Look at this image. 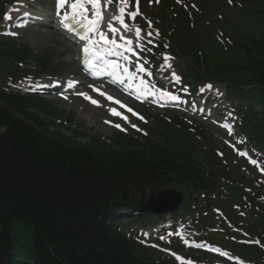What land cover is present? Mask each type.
<instances>
[{"label": "trees", "instance_id": "16d2710c", "mask_svg": "<svg viewBox=\"0 0 264 264\" xmlns=\"http://www.w3.org/2000/svg\"><path fill=\"white\" fill-rule=\"evenodd\" d=\"M244 2L242 14L260 15L261 35L239 37L229 46V57L225 61L213 57L209 68L234 79L241 86L235 90L251 105L261 106L260 113L249 111L246 128L252 139L264 143V0ZM6 46L0 44V63L7 56ZM27 105L41 108L43 102L0 92V126L6 128L0 134V238L14 219L26 218L22 222L30 241L24 247L45 261L158 264L149 250L121 230L105 227L101 218L106 212L114 207L139 211L146 188L178 186L189 192L210 177L215 188L237 181L236 173L229 176L225 169L215 170L208 160L201 166L204 154L198 153L200 159L186 155L189 142L180 137L188 132L184 126L164 142L155 130L142 140L119 138L111 149L96 138L80 146L68 144L46 127L39 133L27 127L20 117ZM138 220L143 221L144 215L139 214ZM4 245L0 240V247Z\"/></svg>", "mask_w": 264, "mask_h": 264}, {"label": "rangeland", "instance_id": "374dc122", "mask_svg": "<svg viewBox=\"0 0 264 264\" xmlns=\"http://www.w3.org/2000/svg\"><path fill=\"white\" fill-rule=\"evenodd\" d=\"M186 2L187 8L190 10L191 13L194 15L198 16L201 20L207 16V24H205L209 31H211L210 23L208 21L214 19L215 16L218 14L223 13V10H221L219 7H213L212 5L209 6H204L197 0H184ZM33 6H36L35 10L37 13L43 14L45 20H49L50 17L48 15V8L52 5V0H42L41 3L35 2L32 4ZM5 9L9 10V6H6ZM12 16H15L16 12L15 11H8ZM2 11L0 9V17H1ZM136 26L142 27L144 29V33L146 37H150L149 35V28L150 27H144L143 23L141 21H137ZM1 28V27H0ZM154 30L153 32H158L157 28L153 27ZM54 29L47 24L45 25H32L28 27L25 31H23L22 36L20 35L19 41H22L24 43H27L33 50L35 51H47L49 54L53 55L54 58L56 59V62H51V65H55L58 63L56 66L57 70L60 71L59 74L53 75V78L51 80H58V81H63L64 82H71L74 78H80L82 77L81 74V69L78 66V63L74 59V49L71 45L66 44L62 39H60L56 33H54ZM60 42V44H59ZM59 44V45H57ZM165 56L169 57L170 60L168 63H161V64H156V68H160L161 65H166L169 68H164L166 73L168 74V77H173V73L178 74V69L179 71L182 69L184 63L181 60H178L174 57H171L167 53H161L160 55L157 56L156 59H164ZM170 64V66H169ZM30 66L24 65L25 68H32V63L29 64ZM157 73V72H156ZM154 73V74H156ZM45 76H50L48 74H45ZM159 76V75H158ZM83 82V80H82ZM0 83L4 84L1 80ZM27 82L23 80L21 82V86L25 85ZM89 85L92 84H87L84 85V83H81L76 86V90L73 92H67L65 93V97H60V96H53V95H45L50 99H55L58 101V105L67 111L66 113H74L75 117L77 118L78 121L83 122L86 126L95 128L98 130L101 135L104 137H110L113 136L117 131L121 130L119 128L114 127L113 125L115 124H120L123 129L128 130L131 127V123L133 120V116L127 114V112L119 110L117 107H115L109 100L105 99L102 95L99 94V91H94L93 88L89 87ZM82 86V87H81ZM96 88L97 86L94 85ZM59 88V87H58ZM63 88V87H62ZM81 89V90H77ZM98 89V88H97ZM109 90L110 89H105ZM103 91V90H101ZM85 93L91 99L96 100L98 102V105H94L90 102V100H87L84 98V96L80 95L79 93ZM113 95L119 96L116 91L112 92ZM216 103V102H215ZM135 107L141 112L148 114L149 116H156V112H161L163 110H157L155 109L151 104L149 103H134ZM232 105V104H229ZM236 109L243 108L246 104L244 103H238L236 104ZM235 108V107H234ZM110 109H115L117 112H119L121 115H112L110 114ZM235 109V110H236ZM150 110H156V111H150ZM174 112L168 111V112H162L170 115H174L175 113H179V110H173ZM230 110H228L229 112ZM236 112V111H235ZM186 116H196L199 119L196 120L198 123H202L203 126L207 128L208 135L215 139L220 140H227L228 141H233L236 142V137L235 135L233 137H225L224 133L220 131L217 126H212L206 122H204V114H198L190 110V112H184ZM127 116L130 125L128 127L127 122L121 118V116ZM217 115V114H216ZM231 116L232 113H231ZM106 121H110L111 123H106ZM235 121L233 120V123ZM123 131V130H121ZM142 132L144 130H141ZM227 134V133H226ZM238 134L241 140L245 139V136L239 132ZM237 134V135H238ZM236 135V136H237ZM245 148L252 149L253 145L251 144H243ZM223 147V146H220ZM230 165L236 164V162H228ZM259 191H255V195H258ZM255 211V210H251ZM232 215L234 216V213L231 211ZM253 216H255L254 213H252ZM234 228V225L227 227L223 229L221 232H218L216 234L215 239H213V244L216 246H219L223 249H236L238 250L239 254L242 253V248L243 245L241 244V238H242V233L249 231V227L245 228H235V231L233 234L230 233V231ZM185 229V227L183 228ZM181 229V231L183 230ZM173 236H176L177 238H182L179 232H174L172 234ZM171 235V236H172ZM200 255L199 259V264H220L219 261L212 259V258H205L202 257V254ZM207 259L209 261H207Z\"/></svg>", "mask_w": 264, "mask_h": 264}, {"label": "snow or ice", "instance_id": "6c2138e0", "mask_svg": "<svg viewBox=\"0 0 264 264\" xmlns=\"http://www.w3.org/2000/svg\"><path fill=\"white\" fill-rule=\"evenodd\" d=\"M111 3H113V0H103V8L106 9L107 6ZM126 6H127V0H120V6H119L120 15L112 17V20H117L125 28H127V25L124 24L123 15H124ZM56 14L58 16H61L62 26L66 30L73 31V32L77 30V27L84 28L86 32L88 33L96 32L98 30L100 23L104 19L101 0H56ZM138 14H139V10H138V0H137V11L129 13V15L131 18L134 19L135 16ZM108 27H109L110 32L115 33L117 31L116 28L112 27L111 23H109ZM135 31H136V35L139 36L140 29H136ZM149 35H151V33H149ZM99 37H100V40L103 41V44L105 45L111 44L114 47H118L115 40H109L103 33H99ZM81 39L89 40L88 45L82 49L83 56H84L83 62L86 66H89L91 65V58L95 57L97 60H99L101 58L102 53L99 49H95V45L98 43L97 41H92L88 36H81ZM164 59H165V63H168V61L170 60V58L167 56H165ZM110 66L113 67L114 69L120 68L119 64H113ZM139 71H146V70L141 66L139 68ZM123 72L128 73V69L124 68ZM173 75L175 76V73H173ZM127 78L130 80L134 79L135 74H128ZM120 82L123 83L124 81L120 80ZM140 84L144 85V81L141 80ZM89 87L93 88L94 91H99V89H97L94 85H89ZM208 87L211 88V85H209ZM79 94L84 96L85 99L90 100L92 104L98 105V102L96 100L91 99V97H89L87 94L85 93H79ZM100 94L105 96L106 99L110 101H114L117 104H120L121 107H125V108L127 107L126 105L122 104L120 101L115 100L114 97L104 92H100ZM137 98H139V96H137ZM171 99L174 100L176 99V97H171ZM127 111L132 112L133 115H137L139 119L144 120V117L139 116V114L135 113L131 108H127ZM110 114L121 115L115 109H110ZM121 118L125 120V122H127L128 118L126 116H121ZM106 123H111V122L106 121ZM113 126L121 130H126V129H123L120 124H115ZM132 127L135 128L136 126L132 125ZM253 163H255V161H253ZM188 264H191V262H188Z\"/></svg>", "mask_w": 264, "mask_h": 264}, {"label": "water", "instance_id": "95a60500", "mask_svg": "<svg viewBox=\"0 0 264 264\" xmlns=\"http://www.w3.org/2000/svg\"><path fill=\"white\" fill-rule=\"evenodd\" d=\"M158 197H161L162 199L166 200L167 208H174L175 207V200L172 199L171 193L169 191L158 193ZM149 202L148 206L144 207L143 210H152V211H159L154 205L153 201L155 200L154 196H149Z\"/></svg>", "mask_w": 264, "mask_h": 264}]
</instances>
